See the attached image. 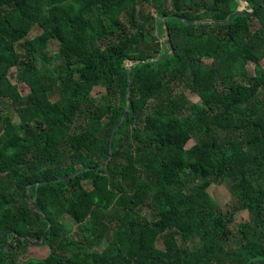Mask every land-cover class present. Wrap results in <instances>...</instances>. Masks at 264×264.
I'll return each mask as SVG.
<instances>
[{
  "label": "trees",
  "instance_id": "trees-1",
  "mask_svg": "<svg viewBox=\"0 0 264 264\" xmlns=\"http://www.w3.org/2000/svg\"><path fill=\"white\" fill-rule=\"evenodd\" d=\"M244 1L0 0V264H264V1ZM33 242L49 255L20 262Z\"/></svg>",
  "mask_w": 264,
  "mask_h": 264
},
{
  "label": "rangeland",
  "instance_id": "rangeland-1",
  "mask_svg": "<svg viewBox=\"0 0 264 264\" xmlns=\"http://www.w3.org/2000/svg\"><path fill=\"white\" fill-rule=\"evenodd\" d=\"M143 10H144V13L146 14L148 12H152L155 17L157 16L155 9L150 5L143 7ZM38 33L39 31H37V29H34L31 32L30 37H33ZM162 38L163 40H165V35H163ZM56 51H57V43L52 42L49 47V53L53 55V53H55ZM56 63H59V62H56ZM248 68L250 70V73L254 71L253 64L249 65ZM10 74H11L10 81L12 82V84L17 86L19 93L22 96L27 95L29 93V88L25 84H21L16 81L15 79L16 71L12 69ZM104 93H106L105 89L102 87H97V86L94 87L91 92L92 97L95 99V101L100 102V103L102 102V97ZM186 95L194 103L199 102L200 100L199 96L190 90H186ZM55 99L56 97H52V100H55ZM14 120L16 121L17 118L14 117ZM216 122L220 123L221 125H224L226 122V116H219L216 119ZM196 140H197V137L196 135H194L192 140L188 143L187 148L189 149L192 146H194L196 143ZM229 186L230 184L228 181H222L220 183L213 184L209 188V193L219 203L220 207L223 209L224 212H231L235 204V198L232 196V194H230ZM249 218H250V215L247 211H243V210L238 211L235 213V223L234 224L239 225L240 223L248 222ZM65 222L70 228L71 232L69 233V235L71 236V234L75 231L76 226L73 223V221H71L69 218H65ZM158 247H161V244H158ZM49 253H50V249L47 246H42L40 242H37V243L33 242L32 245L25 252L20 253L19 260L22 263L30 259L43 260L49 255Z\"/></svg>",
  "mask_w": 264,
  "mask_h": 264
},
{
  "label": "water",
  "instance_id": "water-1",
  "mask_svg": "<svg viewBox=\"0 0 264 264\" xmlns=\"http://www.w3.org/2000/svg\"><path fill=\"white\" fill-rule=\"evenodd\" d=\"M263 1H264V0H260L259 6L262 5ZM163 19H165V17H163ZM229 21H230V19H229L227 22H229ZM153 33L155 34V31H153ZM167 40H168V43H170V42H169V37H167ZM171 54H172V52H171ZM171 54H169L168 56H170ZM142 62H145V61H133V62H132V61H127V62H126V66H127L128 69H131L134 65L140 64V63H142ZM129 77H130V76H129ZM128 111H129V107H127V109H126V111H125V115H123L121 121H119L118 125L115 126V128L113 129V131H112V133H111V137H110L111 139H112V137H113L115 131L117 130L118 126L121 124V122H122L124 116L127 115Z\"/></svg>",
  "mask_w": 264,
  "mask_h": 264
},
{
  "label": "crops",
  "instance_id": "crops-1",
  "mask_svg": "<svg viewBox=\"0 0 264 264\" xmlns=\"http://www.w3.org/2000/svg\"><path fill=\"white\" fill-rule=\"evenodd\" d=\"M240 6H239V11H244V10H248L249 12L252 11V9L249 7L248 2L244 1V0H238Z\"/></svg>",
  "mask_w": 264,
  "mask_h": 264
}]
</instances>
